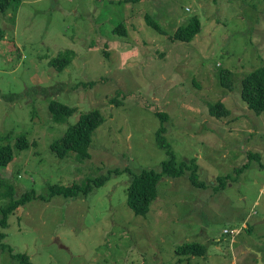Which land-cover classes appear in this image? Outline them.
Masks as SVG:
<instances>
[{
	"label": "rangeland",
	"instance_id": "374dc122",
	"mask_svg": "<svg viewBox=\"0 0 264 264\" xmlns=\"http://www.w3.org/2000/svg\"><path fill=\"white\" fill-rule=\"evenodd\" d=\"M192 17L200 31L174 40ZM120 23L125 35L112 32ZM0 30V144L13 147L0 175L16 197L37 195L8 216L0 264H21L18 254L32 264H264V112L241 97L242 80L264 67V0H19L0 12ZM67 51L73 59L60 72L50 62ZM53 101L77 111L55 121ZM218 101L230 115L207 113ZM92 109L103 120L89 156L59 158L51 143ZM161 125L177 163L195 161L199 185L189 170L162 175L137 215L128 187L167 158ZM21 135L26 149L14 146ZM100 175L108 179L85 196L50 195V185ZM192 244L205 252L177 254Z\"/></svg>",
	"mask_w": 264,
	"mask_h": 264
},
{
	"label": "trees",
	"instance_id": "16d2710c",
	"mask_svg": "<svg viewBox=\"0 0 264 264\" xmlns=\"http://www.w3.org/2000/svg\"><path fill=\"white\" fill-rule=\"evenodd\" d=\"M19 0H0V12H6L12 2ZM147 23H151V18L146 15ZM126 28L123 23L118 24L113 28L112 32L120 35H125ZM200 31V22L197 17H192L186 24L176 28L173 39L180 42H189ZM172 38V37H171ZM4 39V33L0 30V40ZM73 52L67 51L58 58L53 59L51 66L63 71L67 68L73 59ZM220 84L228 91L233 90L232 73L230 71H222L219 75ZM242 99L247 103L248 107L257 114L264 112V67L259 68L249 73L242 80ZM112 102L113 99L111 100ZM49 110L53 115V119L62 122L66 117L73 115L77 108L62 104L57 101L49 104ZM207 113L213 117L221 118L230 115V109L222 102L208 106ZM162 119L166 116L163 114ZM103 116L98 109H92L77 117V121L72 123L64 134L57 140L51 143L52 151L61 159L66 158L71 153H77L78 158L84 159L89 156L88 147L91 142L92 134L100 125ZM164 127L161 125L156 132L157 143L165 148L167 158L160 163V171L152 168H143L138 173L132 175L128 187V205L137 215H145L150 203L157 196V185L162 175L169 177H178L185 170H189L188 179L193 185H199L197 178V165L194 160L190 163L181 161L177 163L174 153L170 146L166 144L163 138ZM6 137L0 136V141ZM30 142L26 135L18 136L14 142V146L18 149H26ZM258 153L249 152V160L258 158ZM13 160V147L11 144H0V167H5ZM262 166L264 163H261ZM249 162H246L239 170L247 168ZM119 172V171H117ZM109 175V174H108ZM108 175H100L94 179H88L82 184L73 183L70 185L53 184L50 185V195H65V196H85L94 187L104 184L108 179ZM230 176L220 177L218 180L224 182ZM204 186V185H202ZM37 197L34 189L25 191L16 197L13 181L10 178H4L0 175V198L4 200L0 206V240L5 237L3 230L8 226V216L11 215L19 206L25 205L33 198ZM177 254H197L201 255L205 252V248L198 245H184L177 249ZM21 264H32L30 258L25 254L12 255Z\"/></svg>",
	"mask_w": 264,
	"mask_h": 264
},
{
	"label": "built area",
	"instance_id": "2783aa9c",
	"mask_svg": "<svg viewBox=\"0 0 264 264\" xmlns=\"http://www.w3.org/2000/svg\"><path fill=\"white\" fill-rule=\"evenodd\" d=\"M227 232V231H226Z\"/></svg>",
	"mask_w": 264,
	"mask_h": 264
}]
</instances>
